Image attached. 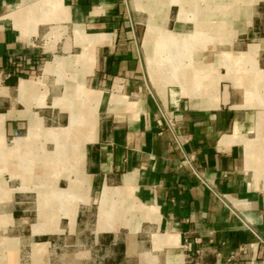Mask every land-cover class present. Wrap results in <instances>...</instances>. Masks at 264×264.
<instances>
[{
	"label": "crops",
	"instance_id": "1",
	"mask_svg": "<svg viewBox=\"0 0 264 264\" xmlns=\"http://www.w3.org/2000/svg\"><path fill=\"white\" fill-rule=\"evenodd\" d=\"M0 264H264V0H0Z\"/></svg>",
	"mask_w": 264,
	"mask_h": 264
},
{
	"label": "built area",
	"instance_id": "2",
	"mask_svg": "<svg viewBox=\"0 0 264 264\" xmlns=\"http://www.w3.org/2000/svg\"><path fill=\"white\" fill-rule=\"evenodd\" d=\"M10 76H11L10 72L1 71V73H0V81H3L6 78H9Z\"/></svg>",
	"mask_w": 264,
	"mask_h": 264
}]
</instances>
